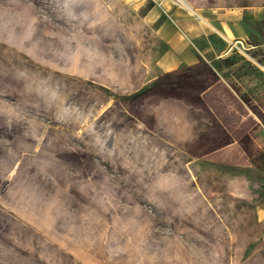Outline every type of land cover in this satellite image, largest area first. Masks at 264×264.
Listing matches in <instances>:
<instances>
[{
    "label": "rangeland",
    "instance_id": "obj_1",
    "mask_svg": "<svg viewBox=\"0 0 264 264\" xmlns=\"http://www.w3.org/2000/svg\"><path fill=\"white\" fill-rule=\"evenodd\" d=\"M185 1L0 0V264H264V133L155 64L175 9L247 7L211 63L264 122V0Z\"/></svg>",
    "mask_w": 264,
    "mask_h": 264
},
{
    "label": "crops",
    "instance_id": "obj_2",
    "mask_svg": "<svg viewBox=\"0 0 264 264\" xmlns=\"http://www.w3.org/2000/svg\"><path fill=\"white\" fill-rule=\"evenodd\" d=\"M245 8L247 7L211 9V11L201 10L199 11L198 17L192 16L191 13L175 9L172 13L175 15V21L171 20L169 29L161 30V39L166 43V47L158 54L155 61L158 72L162 73L179 67H187L188 71L192 73L200 65L207 66L208 69L215 72L214 79L202 83L199 86L196 91V97L202 100V105L208 113H214L213 110L216 108V106L214 107L212 105L211 98L209 97L218 95L219 98H224L223 103L225 104L226 110L237 113L238 120L243 119L247 115L251 116L252 121L248 127L244 128L241 136L236 138L227 137L224 140L229 145L233 141L238 140L239 147L240 142L243 141L246 135L256 141V137L261 132L264 133V122L259 117H256L253 111L244 110L243 113L238 112L239 110H243V108L248 109L247 99L239 96L235 85L230 83L229 80L227 81L215 69L211 60L224 56L223 54L227 50V46H231L232 49V47H237L241 41L247 43L248 46H252L246 41L249 31H251L247 22L248 20H252V18L248 19L243 14V9ZM250 12L252 15L251 10ZM260 18L264 22L262 15H260ZM212 38L219 41L220 48L218 52L215 51ZM209 50L212 51L210 55L207 54ZM251 57L252 59L256 58V56L252 55ZM245 58L252 60L249 57ZM259 68L264 75V67L259 66ZM262 105L264 106V101ZM218 108L220 109L222 107L219 106ZM210 116L216 121V125L223 128L226 126V123L216 113H210ZM255 130H259L258 133H255ZM225 132L227 133L228 131L225 130ZM258 146H260L264 154V142L259 143Z\"/></svg>",
    "mask_w": 264,
    "mask_h": 264
},
{
    "label": "bare ground",
    "instance_id": "obj_3",
    "mask_svg": "<svg viewBox=\"0 0 264 264\" xmlns=\"http://www.w3.org/2000/svg\"><path fill=\"white\" fill-rule=\"evenodd\" d=\"M176 1V0H175ZM178 1V3L180 2L181 4L183 3V4H185L186 5V1L185 0H177ZM189 9H190V6H189Z\"/></svg>",
    "mask_w": 264,
    "mask_h": 264
}]
</instances>
